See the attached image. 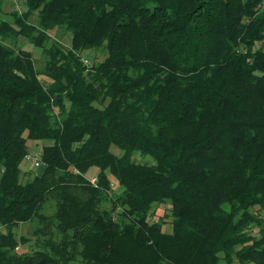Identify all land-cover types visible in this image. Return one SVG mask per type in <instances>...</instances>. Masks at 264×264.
<instances>
[{
  "label": "trees",
  "instance_id": "1",
  "mask_svg": "<svg viewBox=\"0 0 264 264\" xmlns=\"http://www.w3.org/2000/svg\"><path fill=\"white\" fill-rule=\"evenodd\" d=\"M18 1L0 19V264H264V0ZM17 35L40 68L1 43ZM26 140L41 171L19 181ZM33 218L42 236L14 233Z\"/></svg>",
  "mask_w": 264,
  "mask_h": 264
},
{
  "label": "rangeland",
  "instance_id": "2",
  "mask_svg": "<svg viewBox=\"0 0 264 264\" xmlns=\"http://www.w3.org/2000/svg\"><path fill=\"white\" fill-rule=\"evenodd\" d=\"M2 5V11L0 12V19H5L7 21H10L11 19L9 18V13L13 10H18V12H21L25 9L24 5H22V3L18 0H2L1 2ZM263 6H264V1H263ZM28 21H32L34 22V19L32 18V15L30 17H28ZM50 38L52 42L56 43V44H61L63 46H66L67 43L70 40V33L68 32V34L64 33L63 30H61L59 27L51 29L50 30ZM1 43H5V45L7 46H12V47H20L24 50H27L31 53V57L34 61V65L36 68H40L43 64V58H42V54H41V49L37 46H34L33 44H29L28 41L22 37L17 35V37H3L1 39ZM263 41L261 43H257L256 46H262L263 45ZM104 49L99 47V48H95V49H91V50H85V52L79 54V57H81L84 63H88V64H92L93 62H98L101 58H103L104 56ZM40 80V84L43 86H46V82L48 81V78H44V77H39ZM27 142V150H26V154H33V155H39L38 151L40 150V147L42 146L41 142H36L34 140H26ZM110 151H112L114 154L120 153V151L114 147H109ZM132 160L134 162L137 163H144V161H146L147 163H151V158L150 156L144 154H140L138 152H135L134 154H132ZM32 163H30L29 159H26L25 157H23L22 161L18 164V167L20 168V178L19 181H23V179L25 180L28 177L33 176L36 173H40L41 171V167L38 165L36 166H32ZM98 171L97 167L90 165V167L84 172V178L88 179L89 181L91 180V177L93 178L94 175L96 174V172ZM76 172V171H75ZM119 188L114 185L113 183H111V192L108 191V195H106L105 199L102 200V202H100V206L102 208H109L110 207V201L114 198V194L116 195L118 193ZM51 203L52 200L48 199L46 200L45 204H43L42 208H43V213L45 214V216H49L51 213ZM152 210H154L153 214L150 215L148 217L149 222H153L156 221L155 218H161L162 219V225L160 227V229L162 228V230H166L168 231L169 227H170V216H168V210L167 207L164 205L162 206V204H158L156 206H153ZM42 222H37L36 218L31 219L30 221H24V223H18L17 224V230L14 233L23 235V236H27V238L33 239L37 236H42L40 235V233L37 232V228L39 225H41ZM43 226V225H42ZM41 226V227H42ZM45 233L47 234L48 231L53 230L52 232L54 233V228H53V224H51V222H49L48 224H46L45 227ZM252 229V228H251ZM19 249V247L17 248V250ZM28 252V248L27 246L22 247L20 249V252Z\"/></svg>",
  "mask_w": 264,
  "mask_h": 264
},
{
  "label": "built area",
  "instance_id": "3",
  "mask_svg": "<svg viewBox=\"0 0 264 264\" xmlns=\"http://www.w3.org/2000/svg\"><path fill=\"white\" fill-rule=\"evenodd\" d=\"M83 61H85V60H83ZM25 158L29 159V161L32 163L31 164L32 166H36V165H38L40 163L37 155L26 154ZM90 182H94V179L92 177H91Z\"/></svg>",
  "mask_w": 264,
  "mask_h": 264
},
{
  "label": "crops",
  "instance_id": "4",
  "mask_svg": "<svg viewBox=\"0 0 264 264\" xmlns=\"http://www.w3.org/2000/svg\"><path fill=\"white\" fill-rule=\"evenodd\" d=\"M48 83V81L46 82V84Z\"/></svg>",
  "mask_w": 264,
  "mask_h": 264
}]
</instances>
